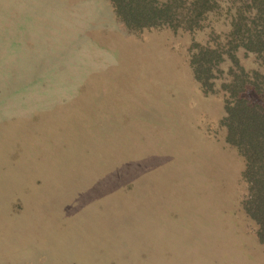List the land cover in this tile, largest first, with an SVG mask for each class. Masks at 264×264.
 Wrapping results in <instances>:
<instances>
[{"label":"rangeland","instance_id":"1","mask_svg":"<svg viewBox=\"0 0 264 264\" xmlns=\"http://www.w3.org/2000/svg\"><path fill=\"white\" fill-rule=\"evenodd\" d=\"M192 1L128 29L109 0H0V264H264L222 93L189 64L241 0L186 29Z\"/></svg>","mask_w":264,"mask_h":264},{"label":"trees","instance_id":"2","mask_svg":"<svg viewBox=\"0 0 264 264\" xmlns=\"http://www.w3.org/2000/svg\"><path fill=\"white\" fill-rule=\"evenodd\" d=\"M114 13L128 29L166 25L179 26L174 0H109ZM208 0H193L185 14V28L209 9ZM229 15L228 30L220 46L197 45L189 57L192 76L203 93H222L225 141L237 149L246 184L242 209L256 224L255 235L264 244V0H241ZM254 55L256 66L245 69L235 55ZM228 60L224 79L217 89L210 78L217 64ZM217 71V68H216Z\"/></svg>","mask_w":264,"mask_h":264}]
</instances>
